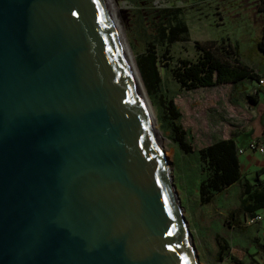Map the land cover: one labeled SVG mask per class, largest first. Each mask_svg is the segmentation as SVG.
<instances>
[{
    "label": "water",
    "instance_id": "1",
    "mask_svg": "<svg viewBox=\"0 0 264 264\" xmlns=\"http://www.w3.org/2000/svg\"><path fill=\"white\" fill-rule=\"evenodd\" d=\"M106 4L0 0V264H199Z\"/></svg>",
    "mask_w": 264,
    "mask_h": 264
},
{
    "label": "rangeland",
    "instance_id": "2",
    "mask_svg": "<svg viewBox=\"0 0 264 264\" xmlns=\"http://www.w3.org/2000/svg\"><path fill=\"white\" fill-rule=\"evenodd\" d=\"M112 3L116 10L112 11L116 28L118 27L119 32L120 29L123 30L134 61L135 54L143 50L147 35L153 30V23L166 22L170 18L169 13L177 10L178 16L187 24L188 36L186 40L173 42L168 46L171 60L194 59V40L220 42V39H228L235 46L242 62L259 69L260 56L254 47V41L264 27V16L257 8L259 0H112ZM162 8L168 11L159 14L157 10ZM158 69L164 84L161 98L172 99L180 112L181 125L190 135L193 148L202 147L216 138L227 137L233 131L245 129L247 125L259 130L264 124L263 106L258 105L254 109L246 100V94L255 89V81L244 80V85L236 88L221 84L184 90L165 72L163 61L158 63ZM259 73L261 75V71ZM145 93L155 119L154 125L165 139L164 162L172 175L182 208L181 215L191 234L199 264H214L212 258L216 250V233L227 238L229 245L248 246V237L242 232L227 231L223 220L226 210L237 203L235 188L217 194L210 204H198V157L195 152L183 153L168 139V132L160 121L162 105L157 102V98L149 97L146 90ZM259 99L264 98L259 95ZM237 137L239 140L243 139L240 134ZM253 168L252 165L249 170ZM224 262L229 264L226 260Z\"/></svg>",
    "mask_w": 264,
    "mask_h": 264
},
{
    "label": "trees",
    "instance_id": "3",
    "mask_svg": "<svg viewBox=\"0 0 264 264\" xmlns=\"http://www.w3.org/2000/svg\"><path fill=\"white\" fill-rule=\"evenodd\" d=\"M264 16V0L257 5ZM165 8L157 10L165 14ZM170 14L166 22L153 23V30L147 35L142 51L135 54V63L143 81L145 90L151 98H157L162 105L160 121L168 132V139L175 143L183 153L195 152L200 162L197 202L199 205L210 204L214 197L233 183L239 184L237 204L226 211L224 221L229 224H240V216L252 217L256 211L264 208V167L257 169L251 181L244 179L237 153V141L234 136L216 138L208 144L193 148L188 131L182 127L180 112L171 98H161L164 89L163 79L159 73L158 63L163 61L166 73L184 90L229 84L232 88L243 86L244 80L255 81L260 76L258 68L248 66L242 62L228 39L194 40L196 56L194 59H170L168 46L177 41L186 40L187 24L181 19L177 10ZM255 49L264 55V27L259 37L254 41ZM246 94L250 104L257 105L259 86ZM261 175V177H260ZM246 217V218H247ZM216 245L213 263L227 258L231 264H252L255 262L253 254L246 248L229 245L227 238L215 234ZM264 253V243L259 247ZM246 258H248L246 260Z\"/></svg>",
    "mask_w": 264,
    "mask_h": 264
},
{
    "label": "crops",
    "instance_id": "4",
    "mask_svg": "<svg viewBox=\"0 0 264 264\" xmlns=\"http://www.w3.org/2000/svg\"><path fill=\"white\" fill-rule=\"evenodd\" d=\"M258 54L260 56L259 57L260 59L258 60L259 61V66H258L259 69L258 70H259V72L261 71V75H262V74H264V57H263L264 55H261L259 52H258ZM261 56L263 57V59ZM256 69L257 68H254V70H256ZM256 86H258L257 83L255 85V89L257 88ZM259 95L263 96V98H264V92L261 90L258 93V100H259L258 104L257 105L251 104V107L256 109V107L258 105L263 106L262 112L264 113V99L260 100ZM258 113L260 114V112H258ZM263 131H264V124L262 125L261 129L259 128V130H256L252 125H247V127L245 126V129H239L236 132L233 131L229 135H232L235 137V139L237 141V145H238L237 148H239V147L244 148L245 145L247 144V142L252 140V139L262 140ZM239 134L241 136H243L242 140H239V137H237ZM223 138H226V137H223ZM241 158H242V161H241ZM238 160H239V165H240V171L242 174L241 181L244 179L251 181V178H253L255 171L261 167H264V154H258L257 152H254V151H248V150L244 149L242 153L238 154ZM252 165L254 168H253V170L250 171L249 167ZM260 177H261V175H260ZM233 187L235 188L234 190H235L236 200H237V196L239 193V184L238 183L231 184L229 187L224 189L219 194L226 193L230 189L232 190ZM237 202H238V200H237ZM262 210H263V208L257 210L255 214L260 213ZM225 216H226V214H225ZM263 216L260 220L254 221L252 223H247V220L249 218H251V217H247V216H240L239 217L241 219L240 224H229L228 222H224L225 228L227 231L236 232V233L242 232L248 237V241H247L248 246L236 245V244H233V245L246 248L250 254H253V259L255 260V263H258V264H259V262L261 264H264V256H262V253L260 252V248H259L264 243ZM258 258H259V260H258ZM224 260H226L229 264H231L227 258H224L221 262L214 263V264H225Z\"/></svg>",
    "mask_w": 264,
    "mask_h": 264
},
{
    "label": "bare ground",
    "instance_id": "5",
    "mask_svg": "<svg viewBox=\"0 0 264 264\" xmlns=\"http://www.w3.org/2000/svg\"><path fill=\"white\" fill-rule=\"evenodd\" d=\"M105 1L107 3L106 6H107L108 11H109V17H110V20H111L112 27L114 28L115 32L117 33V37H118V39L120 41L121 47L123 49V53H124V55L126 57V66H127L128 70H129V72L131 73V75L133 76V79H134V82H135V84L137 86V89L144 96V99L146 101L147 107L149 109V116H150V118L152 120L153 133H154V136H155V146H156V148L158 150L159 156L162 158V161H164L163 159H165V157H164V153H163V148H164L165 139L162 137L161 132L158 131L156 126L154 125V120L155 119H153L154 116H153L152 110L150 108L149 102H148L147 97H146V93H145V90H144L145 88H143V84H142V81H141L142 79L140 78V75H139L140 73L137 70L134 58H133V56L131 54V51H130L128 45H127L126 39L123 36V30L121 31V29L119 27V29H120V32H119L118 31V27L116 28L117 25H115L116 23L114 22V16L112 14V11L116 12L115 6L113 5L112 0H105ZM118 21H119V19H118ZM118 21H116V22H117V24L119 26V22Z\"/></svg>",
    "mask_w": 264,
    "mask_h": 264
},
{
    "label": "built area",
    "instance_id": "6",
    "mask_svg": "<svg viewBox=\"0 0 264 264\" xmlns=\"http://www.w3.org/2000/svg\"><path fill=\"white\" fill-rule=\"evenodd\" d=\"M257 85L264 92V74L259 76V78L257 80ZM244 149H246L248 151L257 152L258 154H264V131L262 133V140L252 139V140L247 142V144L245 145L244 148L239 147V148H237L236 151L238 154H240L243 152ZM263 215H264V208L260 213L255 214L253 217L249 218L247 220V223H252L254 221L260 220Z\"/></svg>",
    "mask_w": 264,
    "mask_h": 264
}]
</instances>
